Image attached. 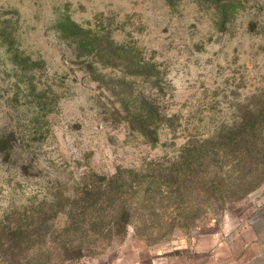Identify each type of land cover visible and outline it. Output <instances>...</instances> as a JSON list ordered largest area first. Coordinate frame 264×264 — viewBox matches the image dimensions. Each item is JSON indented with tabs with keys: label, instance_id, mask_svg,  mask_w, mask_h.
I'll list each match as a JSON object with an SVG mask.
<instances>
[{
	"label": "rangeland",
	"instance_id": "1",
	"mask_svg": "<svg viewBox=\"0 0 264 264\" xmlns=\"http://www.w3.org/2000/svg\"><path fill=\"white\" fill-rule=\"evenodd\" d=\"M240 2L0 0V264L213 251L264 211V0Z\"/></svg>",
	"mask_w": 264,
	"mask_h": 264
},
{
	"label": "crops",
	"instance_id": "2",
	"mask_svg": "<svg viewBox=\"0 0 264 264\" xmlns=\"http://www.w3.org/2000/svg\"><path fill=\"white\" fill-rule=\"evenodd\" d=\"M111 264H264V211L213 251L162 255L127 244Z\"/></svg>",
	"mask_w": 264,
	"mask_h": 264
},
{
	"label": "trees",
	"instance_id": "3",
	"mask_svg": "<svg viewBox=\"0 0 264 264\" xmlns=\"http://www.w3.org/2000/svg\"><path fill=\"white\" fill-rule=\"evenodd\" d=\"M210 1L214 2L215 6L218 5L223 10V14L226 18L232 17L235 14L237 8L242 6L240 0H210ZM23 233L24 232H22V228L18 227L15 229V234L21 235Z\"/></svg>",
	"mask_w": 264,
	"mask_h": 264
}]
</instances>
